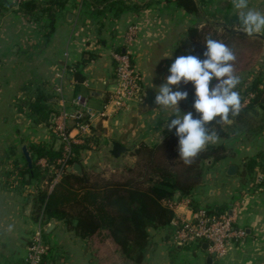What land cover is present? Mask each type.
Instances as JSON below:
<instances>
[{
    "label": "crops",
    "instance_id": "1",
    "mask_svg": "<svg viewBox=\"0 0 264 264\" xmlns=\"http://www.w3.org/2000/svg\"><path fill=\"white\" fill-rule=\"evenodd\" d=\"M23 1L39 6L26 10ZM50 1L0 0V264H21L26 257L41 214L33 217V196L45 183L31 176L33 146L55 142L49 126L60 109L85 117L87 134L92 129L97 134L95 148L80 150L75 162L89 175L124 173L123 167L135 162L131 152L138 143L152 144L168 132L165 121L175 118V109L157 105L138 114V100L119 106L112 98L114 51L131 56L142 90L156 95L189 26L210 22L238 32L230 27L238 23L231 0H195L196 13L168 0H109L98 6L100 12L90 0H64L61 7ZM248 6L264 12V0H248ZM255 35L264 38V32ZM77 95L85 98L91 115L76 113ZM179 108L181 113L189 111ZM223 131L225 135L209 145H222L225 157L215 163L206 160L201 184L190 196L171 200L173 213L189 219L193 208L228 209L245 236L215 257L202 244L172 246L167 238L172 224L149 228L140 264H264V187L252 176L241 175L248 159L262 157L264 163V126L238 129L231 123ZM76 135L77 130H71V136ZM111 141L130 152L111 157ZM230 164L238 167L234 176L226 173ZM42 224L52 252L49 264H123L120 251L104 233L81 238L62 220L44 218Z\"/></svg>",
    "mask_w": 264,
    "mask_h": 264
},
{
    "label": "trees",
    "instance_id": "2",
    "mask_svg": "<svg viewBox=\"0 0 264 264\" xmlns=\"http://www.w3.org/2000/svg\"><path fill=\"white\" fill-rule=\"evenodd\" d=\"M96 11L100 4L109 0H90ZM181 7L185 12L196 13L198 5L195 0H168ZM49 4L61 7L64 0H53ZM39 6L33 1H23L21 7L28 10ZM48 8V7H46ZM51 19L55 17V10L50 13ZM219 40L228 45L236 54L234 62L235 74L246 68H252L264 51V38L259 35L248 36L242 32H233L219 27L214 23L206 22L202 26H189L185 36L177 44L173 61L181 55H197L204 59V44L207 37ZM217 81L214 79L212 84ZM180 90L189 93L188 99L181 101L179 107L192 108L194 87L192 82L181 84ZM241 96L252 94L249 102L242 106L238 116L231 117L233 126L238 129L248 127L247 117L256 114L257 109L264 111V72H256L247 83L240 82L235 89ZM49 116L45 119L48 120ZM76 121H86L85 117H76ZM227 125V124H225ZM213 122L211 131L225 135L223 127ZM250 128V127H249ZM162 140V143H161ZM98 142L94 129L83 139L82 143L72 144L71 153L66 159L67 166L78 162V154L82 149L95 148ZM178 137L175 129L168 131L152 143H138L132 150L135 157L133 165L123 167L125 175L114 178L99 174L89 175L86 172L76 174L67 169L62 171L58 181L48 190L53 173L47 167L36 164V159L45 158L48 164L58 166L56 161L64 156L62 147H55L54 143L48 146L37 144L33 146L36 153L33 160L31 176L45 182L33 196L34 218L39 212L45 219L62 220L66 226L81 238H91L104 233L120 251L123 259L133 264H140L144 258L148 244V229H159L171 225L174 217L172 209L165 202L171 201L176 193L178 198L188 197L201 184L205 162L212 159L218 162L225 157V148L222 145H208L191 166H186L177 156ZM258 159H248L241 168V175L253 176L259 173L263 180L259 182L264 187V163ZM208 211H215L206 207ZM173 229L168 234L171 240ZM172 246L176 247L173 243ZM193 244H183L179 247H189ZM196 247L200 243L194 244ZM51 251L43 256L42 264H49Z\"/></svg>",
    "mask_w": 264,
    "mask_h": 264
},
{
    "label": "clouds",
    "instance_id": "3",
    "mask_svg": "<svg viewBox=\"0 0 264 264\" xmlns=\"http://www.w3.org/2000/svg\"><path fill=\"white\" fill-rule=\"evenodd\" d=\"M237 10L238 23L230 27L234 31L253 36L264 32V12L250 9L248 0H231ZM204 44V59L197 55H181L175 58L168 71L166 81L159 86L155 95V104L162 108L175 109L174 119H167L168 131L175 129L178 137V157L186 166H191L197 156L209 144L219 139L217 131H211L213 122L231 124V117L239 115L242 104L241 96L235 89L240 77L235 74V52L225 43L207 37ZM217 82L212 84L213 80ZM192 82L195 99L192 108L195 110L181 113L179 103L188 99L189 93L180 90L181 84ZM162 143V140H161Z\"/></svg>",
    "mask_w": 264,
    "mask_h": 264
},
{
    "label": "built area",
    "instance_id": "4",
    "mask_svg": "<svg viewBox=\"0 0 264 264\" xmlns=\"http://www.w3.org/2000/svg\"><path fill=\"white\" fill-rule=\"evenodd\" d=\"M112 60L114 65V89L111 96L119 106H125L138 100L141 95L140 74L128 53L114 51ZM251 97V93L245 95L241 102L242 106L246 105ZM74 101L78 107L76 113L91 115V109L88 107L85 98L77 95ZM75 117V114L68 113L62 108L55 114L54 120L49 126L55 141L59 142L58 147H62L64 154L62 158L56 161L58 166L48 164L45 158L36 159L37 165L47 167L48 171L53 173L52 180L48 184L49 191L60 178L62 171L66 167L68 170L70 168L66 164V159L71 153V145L82 143L83 139L91 134H87V131H89L88 120L76 121ZM73 129L77 130L76 136H71V130ZM252 177L257 183L263 180L259 173H255ZM165 204L173 211L175 206L173 202L167 201ZM43 219L41 213L38 217L37 227L30 234L27 254L21 264H42L43 256L49 250V245L42 234ZM171 224L173 227L171 243L175 246L187 243H206V251L215 257H221L233 243L238 242L245 236V229L237 224L232 211L228 209L211 212L206 208H193L191 218L173 217Z\"/></svg>",
    "mask_w": 264,
    "mask_h": 264
},
{
    "label": "water",
    "instance_id": "5",
    "mask_svg": "<svg viewBox=\"0 0 264 264\" xmlns=\"http://www.w3.org/2000/svg\"><path fill=\"white\" fill-rule=\"evenodd\" d=\"M138 105H137V113L138 114H142L145 113L153 108H155L157 106V104H155V94L148 90V89H143L141 91V95L138 99ZM59 142L55 141V147H58ZM130 152V148H127L123 145H121L120 143H118L117 141H111V147L109 149V154L111 155V157L118 159L121 156L127 154ZM26 160L28 161V163H30V157L27 155V153L24 151ZM209 160L211 159H207V162H209ZM69 170H72L74 173L76 174H81V167L78 163H75L73 165L70 166ZM238 170L237 165L235 164H230L227 167L226 173L230 176H234L236 175ZM177 195V193H176ZM30 207V202L28 203V205L26 206V209H28ZM179 246V245H177ZM202 246L204 248L207 247L206 243H203ZM208 260H210V257H208Z\"/></svg>",
    "mask_w": 264,
    "mask_h": 264
},
{
    "label": "rangeland",
    "instance_id": "6",
    "mask_svg": "<svg viewBox=\"0 0 264 264\" xmlns=\"http://www.w3.org/2000/svg\"><path fill=\"white\" fill-rule=\"evenodd\" d=\"M264 54V51L262 52L259 61L251 68H246L241 70V72L236 73V75H238L240 77V82H244V84H247L253 76H251L252 71L259 69V67L261 69H263L264 72V60L261 61V58ZM261 61V62H260ZM259 70H257V72H259ZM256 114H251V116L247 117L248 122L247 125L248 127L252 128V129H256L259 128L261 125L264 126V111L261 109H257L256 110ZM125 175V173L122 174H117L116 176H114V178H119L121 176ZM45 240V239H44ZM123 264H129V262L127 261H122Z\"/></svg>",
    "mask_w": 264,
    "mask_h": 264
}]
</instances>
